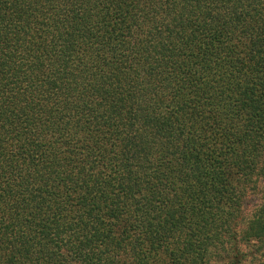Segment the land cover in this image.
Returning a JSON list of instances; mask_svg holds the SVG:
<instances>
[{"label": "trees", "instance_id": "trees-1", "mask_svg": "<svg viewBox=\"0 0 264 264\" xmlns=\"http://www.w3.org/2000/svg\"><path fill=\"white\" fill-rule=\"evenodd\" d=\"M251 242L264 0H0V264H243Z\"/></svg>", "mask_w": 264, "mask_h": 264}, {"label": "rangeland", "instance_id": "rangeland-1", "mask_svg": "<svg viewBox=\"0 0 264 264\" xmlns=\"http://www.w3.org/2000/svg\"><path fill=\"white\" fill-rule=\"evenodd\" d=\"M260 195L257 190H254L248 200L246 209L247 217L251 216L257 203L259 202ZM242 250L246 253V258L243 264H264V244L259 242H251L242 246Z\"/></svg>", "mask_w": 264, "mask_h": 264}]
</instances>
